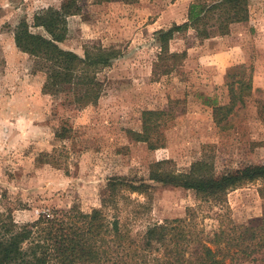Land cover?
Here are the masks:
<instances>
[{"label":"rangeland","instance_id":"obj_1","mask_svg":"<svg viewBox=\"0 0 264 264\" xmlns=\"http://www.w3.org/2000/svg\"><path fill=\"white\" fill-rule=\"evenodd\" d=\"M195 1L215 0H77L80 10L67 18L59 47L79 56L94 48L114 53L97 75V104L77 110L60 104L69 93L53 99L42 92L44 74L13 43L21 21L46 37L31 27L33 17L59 9L63 0H0V212L31 222L53 209L97 208L110 176L147 180L150 171L182 175L203 165L220 173L264 163V0H247V20L224 34L214 21L199 25L214 33L208 39L191 28L174 32L160 56L159 32L183 25ZM232 97L231 110H221ZM144 112L160 113L149 125L157 149L133 135L142 130ZM148 184L155 187L149 202L130 196L147 206L139 215L131 204L121 207L133 234L147 223L183 218L187 208L207 234L228 220L247 225L263 213L264 180L228 192L220 205L178 187Z\"/></svg>","mask_w":264,"mask_h":264},{"label":"trees","instance_id":"obj_2","mask_svg":"<svg viewBox=\"0 0 264 264\" xmlns=\"http://www.w3.org/2000/svg\"><path fill=\"white\" fill-rule=\"evenodd\" d=\"M92 1L102 4L112 0ZM79 10L77 0H63L59 9L36 12L31 27L42 29L46 37L32 33L25 21L19 22L12 33L16 50L27 54L35 71L44 74L42 92L53 99L69 93L60 96V104L82 110L97 104L102 91L97 75L109 66L114 53L94 48L79 56L59 47L67 37V18ZM247 17V0H215L206 5L192 2L183 25L159 32L160 56L168 53L167 43L174 32L191 28L197 38L208 39L214 33L199 25L214 21L219 33L224 34L230 25L244 22ZM240 84L248 88L247 83ZM234 101L232 97L230 105L221 110L230 111ZM159 114L144 112L141 132L133 134L150 150L158 148L150 139L149 125L155 123L150 119ZM202 167L194 165L182 175L150 171L147 180L110 176L98 191L99 206L89 211L76 206L53 209L39 213L31 222L19 223L11 210H4L0 212V264H264V207L262 216L249 224L236 225L228 220L211 234L204 232L190 208L183 218L147 223L135 234L129 226L132 220L121 219L122 205H133L135 216L141 208H147L131 201L130 196H143L149 202L155 188L149 181L181 188L202 202L220 205L228 192L264 180L261 162L220 173H209Z\"/></svg>","mask_w":264,"mask_h":264}]
</instances>
